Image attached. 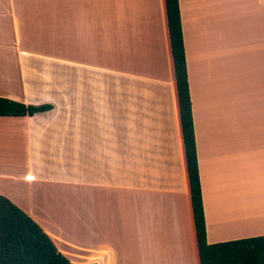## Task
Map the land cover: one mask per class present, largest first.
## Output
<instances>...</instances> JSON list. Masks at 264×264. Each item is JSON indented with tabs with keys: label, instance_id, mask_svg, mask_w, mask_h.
<instances>
[{
	"label": "crops",
	"instance_id": "0c3cea01",
	"mask_svg": "<svg viewBox=\"0 0 264 264\" xmlns=\"http://www.w3.org/2000/svg\"><path fill=\"white\" fill-rule=\"evenodd\" d=\"M97 1L0 0V97L52 107L0 118V195L74 262L199 264L165 0ZM179 3L207 241L263 236L264 0Z\"/></svg>",
	"mask_w": 264,
	"mask_h": 264
},
{
	"label": "trees",
	"instance_id": "16d2710c",
	"mask_svg": "<svg viewBox=\"0 0 264 264\" xmlns=\"http://www.w3.org/2000/svg\"><path fill=\"white\" fill-rule=\"evenodd\" d=\"M165 7L199 264H264V235L216 244L207 241L179 0H165ZM51 108L0 97V118L32 117ZM0 264L75 263L35 220L0 195Z\"/></svg>",
	"mask_w": 264,
	"mask_h": 264
},
{
	"label": "rangeland",
	"instance_id": "374dc122",
	"mask_svg": "<svg viewBox=\"0 0 264 264\" xmlns=\"http://www.w3.org/2000/svg\"><path fill=\"white\" fill-rule=\"evenodd\" d=\"M97 5H102V0H98L97 1ZM3 34V33H2ZM6 35L9 37L10 36V40H12V34H11V32H8V30H6ZM3 54V52L1 51L0 52V56ZM3 56V55H2ZM1 59H2V57H1ZM113 90L114 91H116V92H118L119 91V85H118V83L117 84H115V85H113ZM116 119L117 120H114L113 121V123L115 122V123H118V121H119V118L118 117H116ZM79 217H80V221H77L76 222V226L77 227H79V225L81 226V231L82 232H85V230H86V228H85V226H84V224L86 223V214L84 215V213H81L80 215L79 214H77ZM68 216H70V214H68V213H64V215H63V222L62 221H60L59 220V222L60 223H64V221H65V223H67L68 221H70V217H68ZM69 224H70V222H69ZM68 224V225H69ZM68 225H67V227H68ZM76 226H75V228H76ZM65 227H66V224H65ZM69 228H74V226H72V227H70L69 226ZM67 232H69L70 233V230H68V229H65ZM82 235V234H81ZM74 236H75V234H74ZM83 236V235H82ZM59 249V248H58ZM59 251L61 252V250L59 249ZM61 253H63V252H61ZM64 254V253H63ZM73 254L75 255V258H76V260H77V262H74L73 260H71L69 257V259L73 262V263H80V264H84L83 262H79V261H85L87 258H86V256H87V251H86V248H84V247H81V248H79V252H73ZM65 255V254H64ZM142 255H143V253L141 254V253H139V256L140 257H142ZM66 256V255H65ZM67 257V256H66ZM151 257H152V259H154L153 258V255L151 254ZM146 263H148L147 261H146Z\"/></svg>",
	"mask_w": 264,
	"mask_h": 264
}]
</instances>
